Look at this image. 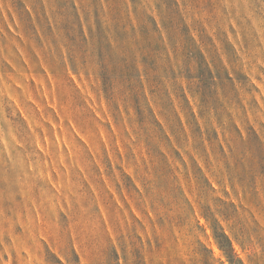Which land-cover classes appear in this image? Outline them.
Masks as SVG:
<instances>
[{
  "label": "rangeland",
  "instance_id": "374dc122",
  "mask_svg": "<svg viewBox=\"0 0 264 264\" xmlns=\"http://www.w3.org/2000/svg\"><path fill=\"white\" fill-rule=\"evenodd\" d=\"M0 264H264V0H0Z\"/></svg>",
  "mask_w": 264,
  "mask_h": 264
}]
</instances>
